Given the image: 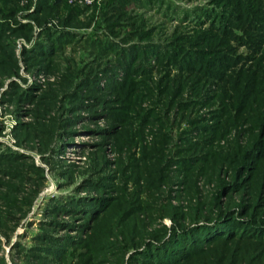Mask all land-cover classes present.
I'll return each mask as SVG.
<instances>
[{
  "label": "rangeland",
  "instance_id": "rangeland-1",
  "mask_svg": "<svg viewBox=\"0 0 264 264\" xmlns=\"http://www.w3.org/2000/svg\"><path fill=\"white\" fill-rule=\"evenodd\" d=\"M107 1L55 11L45 1L41 25L75 38L31 55L50 46L33 17L38 0H0V264H157L136 256L177 224L214 227L233 214L264 226V0H141L114 33ZM69 9L81 11L71 24ZM173 44L207 63L172 66ZM191 152L217 160L181 166ZM92 199L104 205L95 219L54 213ZM234 225L229 238L179 249L178 264H264V229L252 239ZM43 233L71 238L57 261L31 255Z\"/></svg>",
  "mask_w": 264,
  "mask_h": 264
},
{
  "label": "trees",
  "instance_id": "trees-1",
  "mask_svg": "<svg viewBox=\"0 0 264 264\" xmlns=\"http://www.w3.org/2000/svg\"><path fill=\"white\" fill-rule=\"evenodd\" d=\"M45 1H49V0H38L37 6L34 10V16L35 17V21H37V23H39L40 25L43 23L42 21H45V18H47L52 12H50L51 10L46 6ZM141 0H108L105 5H103L102 7V11H104V15L105 17H107L106 20V28L107 30H109L111 33L115 32V27H120L121 24V19L125 18L128 14H127V8L131 5H137L138 2H140ZM152 0H146V3L151 2ZM57 3H60L64 6L67 7L66 5V0H56L55 6H53L52 9H54V11L57 9L58 5ZM63 6V7H64ZM49 10V12H47ZM81 13L80 10L78 9H69L68 14H67V18H66V23L70 22L74 23L76 22V18L77 16H79V14ZM43 27L42 29V37L49 39L48 41H50V46H43V44H37L36 48H34L30 53L31 55L35 53V55H42L43 53H51L53 52V50L59 48V46L61 47L62 44H64L65 42L69 41L74 37V33H69V32H57V31H52L50 29L44 28L45 25H41ZM41 27V28H42ZM20 30H26L29 31L30 29L28 27H21ZM189 43L187 41H185V44ZM112 44V43H111ZM111 44L107 43V41H92L91 45L94 47H98L99 51H103V49L106 50H112V46H110ZM191 44V43H190ZM188 44V45H190ZM188 46L185 45H179V46H175V44H173L172 48L170 49V54H168L164 60L167 61L170 59V64L174 67H180L182 70L183 68L185 70H190V65L193 63H195V61H198L196 63H198V65L201 66H205V64L207 63L203 58L202 60L199 58H196L194 54H192V52L189 50V48H187ZM48 49V50H47ZM155 47H151V46H146L145 47V56H148L149 54H153L155 51ZM109 50V51H110ZM56 51V50H55ZM114 51V49H113ZM180 54H182V56H179ZM178 56V57H177ZM122 59V58H121ZM197 59V60H196ZM171 60H173L171 62ZM128 61H130V59H128ZM122 62V61H121ZM202 62V63H201ZM195 63V64H196ZM217 63L219 65V62H214ZM123 64V63H122ZM180 64V66H179ZM127 64H124V66ZM139 68L140 66L137 65L136 68ZM135 68V69H136ZM179 69V68H178ZM133 71H130V73H132ZM141 72V71H140ZM139 72V73H140ZM142 72H144L142 70ZM141 72V73H142ZM139 73L136 72L135 75H138ZM259 126H261V130L264 129V119L259 123ZM196 129L199 131L200 129L204 132L206 131V129H210L208 127L205 126H197ZM262 138H260L259 140L256 141V144L258 145V149H260L264 144V136H261ZM202 148V147H201ZM256 148V147H255ZM257 149V150H258ZM211 153V152H210ZM256 150H254V148H248L246 150H244L243 152V157L242 160H247V161H252L253 157L252 155H255ZM261 156V155H260ZM178 157H183L180 165L181 166H192V168H195V166L197 164L200 163H205V166L210 165L215 163L216 159H213V161L208 162L207 160L211 157V154H209V152H202L201 154L195 156L193 155V153H189L187 155H182V156H178ZM251 157V158H250ZM262 159V157L260 158ZM163 160V159H162ZM244 162V161H243ZM164 164V162H163ZM162 164V165H163ZM161 166H158V168H160ZM167 166H165V168H167ZM145 169H148V167H145ZM161 169V168H160ZM158 171H154V173H157ZM154 173H146L147 176H154ZM157 176V174H156ZM98 205V200H94L92 199L91 201H89V203H85L82 205L81 202L75 203L73 202H69L63 206H59L57 208L54 209V213H58V214H63L66 213L67 215L71 216L72 214L74 215H83V216H88V219L92 218L95 219L96 218V211L101 212V210H103L104 205L102 204L100 207L98 206L97 208H95ZM131 208V207H130ZM95 209V210H94ZM134 208H131L130 210H127L124 213V217H128L127 219L131 222V223H135L136 222V214H130L129 211H132ZM128 212V214H127ZM130 214V216H129ZM229 214V213H228ZM180 218L179 220L183 221L184 216H182L181 214H179V216H177V219ZM181 221H179L178 223H181ZM218 223L216 226L212 227V226H207V227H202V228H191V227H187V226H179V224H177V227L172 228L171 230V234L169 236V239L167 240V242H164L163 238L164 236L158 238V244L161 242H164L163 244H160L158 246H153L152 244H148L147 248L140 254H137V258L140 257H144V256H151L153 258L154 261L157 262V264H178L179 260L182 261L181 256L183 255V252H181L179 249H183L185 246V248L187 249L185 251V253L190 249L191 246V251H193V248L197 247L199 242H202L205 237L211 236V238L208 240H205L203 242H209L211 240H213V238H220V237H225V238H229V236L234 233V229H233V224L235 229H239L240 233H241V237H251L252 239L261 235L262 229H264V226L261 224L257 225L254 224V222H250L247 221H239V220H234L233 219V214L231 215H227L224 214L218 218H216V220ZM54 222V221H51ZM210 223V222H209ZM63 225V230L67 229L68 227L65 226V224H61ZM253 226V227H252ZM74 230L76 228H73ZM198 230V231H197ZM246 231V234H245ZM69 232V231H68ZM260 237H264V233L262 234V236ZM36 240L40 243H43V247L39 248L38 251L31 253V255L36 256V257H47L49 259H52L53 261H57L58 259L61 258V252L64 250L63 247L66 246V244L71 240V238H69V236L66 237H61L60 239L58 238H54L52 236H50L49 234H41L39 235ZM163 240V241H162ZM189 241L192 242V244H189ZM72 243V242H71ZM69 245V244H67ZM71 245V244H70ZM182 246V248H178ZM152 247H154L153 249H151ZM176 247V249L174 248ZM151 249V250H150ZM43 255V256H42ZM179 259V260H178Z\"/></svg>",
  "mask_w": 264,
  "mask_h": 264
}]
</instances>
